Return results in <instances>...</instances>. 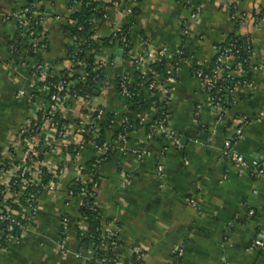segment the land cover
<instances>
[{"label":"crops","instance_id":"crops-1","mask_svg":"<svg viewBox=\"0 0 264 264\" xmlns=\"http://www.w3.org/2000/svg\"><path fill=\"white\" fill-rule=\"evenodd\" d=\"M73 1L36 0L47 43L37 58L50 65L56 75L68 65L72 43L65 29L71 25V15L80 10ZM132 4L140 13L128 36V50L125 39L109 47L103 40L128 23L126 9L131 2L107 8L104 18L95 22L93 37L105 63L103 86L88 100H72L67 105L63 116L69 137L55 140L44 157L50 169L64 166L66 176L59 189L39 196L37 216L18 242L11 241L0 250V264L92 263L94 243L84 244L86 237L80 236V232H87L89 221L76 206L68 207L66 200L78 166L95 159L97 151L93 143H87L77 159L67 156L66 151L77 144V130L89 125L99 109L120 116L125 113L116 87L118 77L143 71L149 74L163 50L169 55L167 76L179 51L192 60L178 65L176 81L169 84L168 92L161 85L154 92L142 87L148 101L145 122L130 132L125 142L117 141L116 152L98 165L96 203L103 220L102 233L115 238L111 251L125 264H133L134 249L142 253L144 264H264V250L251 249L255 241H264V176L255 178L251 165L264 154V0H190L187 5L178 0H135ZM27 5L28 0H0L3 155L14 142L17 155L23 154L27 145L17 135L39 110L32 97L37 91L29 72L13 62L11 53L18 34L11 15ZM233 9L245 18L243 25L237 27L231 21ZM194 12L198 17L190 18ZM233 34L251 38V66L255 70L248 77L251 86L234 89L225 121L220 122L192 65L195 61L208 68L215 59L214 47ZM142 57L145 69L139 64ZM20 92L23 97H18ZM163 108L169 116L168 129L180 139V146L158 134L147 135V126ZM240 128L243 134L233 148L245 158L248 165L244 168L223 158L227 142ZM113 136V131L108 132V141L114 142ZM143 149L151 155L138 157ZM158 164L165 171L163 183L157 177ZM8 180L10 174L2 176L0 182ZM64 217L69 219L65 236L60 232Z\"/></svg>","mask_w":264,"mask_h":264},{"label":"built area","instance_id":"built-area-1","mask_svg":"<svg viewBox=\"0 0 264 264\" xmlns=\"http://www.w3.org/2000/svg\"><path fill=\"white\" fill-rule=\"evenodd\" d=\"M121 1L116 0L114 6H119ZM184 5H187L190 0H178ZM82 0H75L74 3L80 4ZM130 3V2H129ZM131 1V5L127 7L126 13L129 16L133 14L134 4ZM35 12L33 16V6L27 5L22 10L15 12L11 15L18 27V36L24 40L23 43L27 42L30 44L29 51L22 46V53L18 59V63L13 62L23 70L29 72L30 80L34 85L43 83L38 90L44 99L37 100L35 94L33 99L37 103L39 108L38 113L42 115V125L37 127V115L27 122V124L19 131L17 139L24 141L27 145L25 151L21 156L17 155L16 142H14L8 149L7 154L3 155L0 153V180L1 177L10 174V180L6 182H0V186H3L1 194L3 195V202L0 204V250L6 249L7 245L11 241H19L22 234L31 225L33 219L37 216L39 205L38 198L45 191H56L61 187V180L66 176V168L64 166L50 169L45 164V155L50 150L55 140H67L69 137L70 130L65 124H60L58 121L52 119L51 115L56 112L59 114L61 119H64V112L67 105L72 100L86 101L89 97L83 98L78 92L72 91L69 87L74 85L69 83V79L74 75H80L82 78L87 76L90 72L88 71L89 63L88 57L91 51L96 46L94 37L89 40H81L78 34L71 37V43L76 46V49L71 55V59L67 60V68L69 73L66 76H60V80L56 84H45L46 80L53 74V69L46 62L37 58V54L40 50L47 48L45 38L42 36V31L39 30L41 27L42 20H38L36 16L40 13ZM198 13L194 12L190 18L198 17ZM231 21L238 27L244 24L245 18L241 16L235 9L230 13ZM83 27L77 28V33H81ZM120 32V30L118 31ZM116 36V35H115ZM237 40H232L229 37L222 43L214 47L215 59L214 67L208 69L204 64L193 61L192 70L193 74L201 80L207 90L209 105L217 111L218 119L220 122L225 121L226 113L228 112V102L230 95L234 89L238 86H251V82L247 78L250 73L255 70L251 66V59L254 55V48L252 40L249 36L236 35ZM17 41L11 44V53H17L16 49ZM241 44V45H239ZM130 45L125 39V47ZM242 51L246 53L247 58H243ZM32 53L38 59L36 62L35 57H28V54ZM183 51H179L175 57L174 68L166 78L161 79L159 74L154 71H143L145 82H147V90L154 92L159 85H161L166 92H168V86L171 83H175L177 76V68L181 62L191 61L192 58L185 56ZM169 55L166 51L158 53L157 62L161 63L168 59ZM145 57H142L139 64L145 69L143 61ZM64 68V69H65ZM63 69V70H64ZM94 71L102 70L105 76V63L102 61L100 56H96V63L94 64ZM151 74V77L149 76ZM132 82L129 76L122 75L120 79L119 92L120 97L132 98L131 93ZM53 89V90H52ZM37 91V90H36ZM60 93H66L63 98H60ZM24 93L20 92L18 97H23ZM49 97L48 103H44L43 100ZM61 99V100H60ZM58 102V103H57ZM99 111V113H98ZM91 123L87 126L80 127L77 130L79 141L75 146H72L67 150V156H72L74 159L78 158L82 148L87 143H93L97 151V157L95 158V165L98 166L100 163L107 161L116 152L117 141L125 142L128 135L131 132L132 125L128 124V120H123L122 123H127V127L120 133L117 140L114 142L106 141L102 145H97L96 139L99 137L98 132L100 130V120L104 117V111L98 110ZM98 115L96 116V114ZM102 116V117H101ZM158 118H155L147 126V135L152 137L154 134L162 136L165 140H173L177 146H180V139L170 132L168 129V113L165 108L158 112ZM156 116V117H157ZM139 125H143L145 122L144 112L137 115ZM65 120V119H64ZM114 123V120L111 121ZM50 133L51 135H47ZM243 134V128H240L236 136L229 142H227L223 151V158L232 163L234 166L244 168L247 166V162L243 156L234 151L233 145ZM88 136V138H84ZM68 149V147H67ZM150 152L143 149L138 152V157L150 156ZM164 150L158 155V159L162 158ZM252 175L255 178H261L264 176V154L257 160L252 162ZM84 166H78V174L76 178L71 182L67 188V200L66 205L68 207L76 206L80 212V209L87 205V202L91 198H95L97 183H93L92 174L84 173ZM49 176L50 181L48 183L43 182V178ZM157 177L161 183L165 179V171L161 164L157 166ZM79 184V190H75L76 185ZM93 184L92 191L89 190V185ZM36 188L38 190L28 192V189ZM20 199L23 202L20 203ZM20 203V209H14L11 205ZM91 207V206H90ZM94 209V207H91ZM95 211V209H94ZM81 214V213H80ZM83 218V217H82ZM86 219V218H83ZM88 220V219H87ZM24 221V223H22ZM17 228L19 234H14L13 229ZM69 228V219L64 217L61 224L60 232L63 236L67 235ZM88 232H80V236L87 237ZM112 237L104 235L101 232L102 243L97 247L94 244V258L92 262L97 264H125L123 263L114 251H109L105 241ZM94 243V241H92ZM251 249L264 250V241H255L251 246ZM98 253H101L98 257ZM80 255V254H79ZM133 264H144L142 253L134 249L133 250Z\"/></svg>","mask_w":264,"mask_h":264},{"label":"trees","instance_id":"trees-1","mask_svg":"<svg viewBox=\"0 0 264 264\" xmlns=\"http://www.w3.org/2000/svg\"><path fill=\"white\" fill-rule=\"evenodd\" d=\"M75 1V0H74ZM73 5H77L74 3ZM116 0H110L108 3H103L102 0H82V2L78 5H80V10L74 14L71 15L70 20H71V25L69 27L66 26V31L69 32V34L72 36L78 34L81 40H89L94 36L95 30V22L97 20H101L104 18L107 12V8H112L114 6V2ZM133 2L135 0H123L121 1L120 4L123 3H128V2ZM137 1V0H136ZM28 5L33 6V13L32 15H35V12H37V5H36V0H28ZM140 11L138 9H134L133 14L128 17V23L120 30V32H117L114 34L112 37L104 39L103 40V45L105 47H109L111 43H115L119 40L126 39L128 43V36L130 33V30L136 25V17L139 15ZM38 20H42V15L36 16ZM79 26L83 27V31L81 33H77V28ZM39 30H41V27H39ZM116 35V36H115ZM230 39L232 40H237L238 38L236 37V34L230 35ZM14 41H17L16 44V49L17 53H14V62L18 63V59L20 58V54L22 53V46L26 49V51H29L30 49V44L27 42L23 43L24 40L21 39L18 34L15 37ZM13 41V42H14ZM12 42V43H13ZM241 45V44H239ZM130 48V45L126 47V50ZM76 49V46L72 43V45L69 47V52H68V58L67 60L71 59V55L73 51ZM89 57H88V63H89V68L88 71L90 72L87 76L82 78L80 75L74 74L70 79L69 83H72L74 85H70L69 87L72 89V91L78 92L83 98L91 97L94 96L95 93L101 89L104 83V74L102 73V70H97L94 71V64L96 63V56H101L102 55V50L100 49L99 45L94 47L93 51H91ZM186 56V55H185ZM242 56L243 58H247L248 56L244 51H242ZM28 57H35V55H32V53L28 54ZM36 58V57H35ZM38 59L36 58V62ZM168 63H166V60L163 62L159 63L156 62L152 64L151 69L154 72H157L160 76L161 79L166 77L165 69ZM214 61L211 63V65L208 67V69H212L214 67ZM69 73V70L65 68L60 72V74L56 75L54 72L53 74L46 80L45 84L50 85V84H56L61 78L60 76H66ZM151 77V74L149 75ZM249 76H247L248 78ZM120 79L121 76L118 77L116 81V87L117 91L121 92L120 88ZM130 81L132 82V87H131V93H133L132 98H127V97H122L124 106L126 108L125 113L120 116L116 112H108L104 109H99L104 111V117L101 118L100 122V130L98 132V138L96 139L97 145H102L104 142L108 140L107 133L110 131L114 132V140H117V137L120 133L123 132L125 127H127V123H121L119 124V120H128V124H131L133 127L131 129V132L135 129L140 128L139 121L136 119V116L142 112H144L147 107H148V101L145 99L144 96V90L142 87H145L146 89L148 88V83L145 82L144 75L142 73H135L131 76H129ZM43 85V83H38L34 85L35 90H37V93L35 94V98L37 100L44 99L43 95L38 91L40 90V87ZM53 90V89H52ZM66 95V93H60L59 96L60 98H63ZM50 100L49 97L45 98L44 103H48ZM61 100V99H60ZM58 103V102H57ZM99 113V111H98ZM96 114V116L98 115ZM37 120L34 121V123H37V127H40L42 125V115L41 113H38ZM52 119L55 121H58L60 124H67V121L64 119H61L59 114L56 112L55 114L51 115ZM157 116L156 118H158ZM114 120V123H111V121ZM84 138H88V136L84 135ZM96 163L95 159L92 161L88 162L84 166V173L85 174H92V180L93 183H99L98 179V174L96 172L97 170V165L94 166ZM50 181L49 176H45L43 178L44 183H48ZM93 184L89 185V190L92 191ZM79 184L76 185L75 190H79ZM3 190V186H0V204L3 202V195L1 194V191ZM38 189L33 188V189H28V192L36 191ZM20 203L23 202V199L18 200ZM87 202V205L82 207L80 209L81 216L83 218L88 219L89 224H88V235L87 237L83 240L84 244H89V242L94 241V244L98 247L102 243L101 239V232H102V225H103V220L101 217V214L98 210L97 203H96V194L95 198L89 199ZM20 203H17L15 205H11L14 209H20ZM93 206L94 209L91 207ZM24 223V221H22ZM80 232V231H79ZM14 234H19L18 229L14 227L13 229ZM107 244V248L109 251L112 250V244L116 243L115 238L108 239L105 241ZM101 255V253H98V257ZM91 264H95L92 262Z\"/></svg>","mask_w":264,"mask_h":264}]
</instances>
